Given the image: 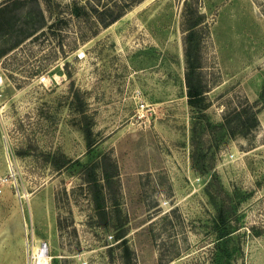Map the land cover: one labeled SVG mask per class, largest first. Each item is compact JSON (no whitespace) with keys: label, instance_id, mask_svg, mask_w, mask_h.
Segmentation results:
<instances>
[{"label":"rangeland","instance_id":"rangeland-1","mask_svg":"<svg viewBox=\"0 0 264 264\" xmlns=\"http://www.w3.org/2000/svg\"><path fill=\"white\" fill-rule=\"evenodd\" d=\"M1 71L0 264H264V0H0Z\"/></svg>","mask_w":264,"mask_h":264},{"label":"trees","instance_id":"trees-1","mask_svg":"<svg viewBox=\"0 0 264 264\" xmlns=\"http://www.w3.org/2000/svg\"><path fill=\"white\" fill-rule=\"evenodd\" d=\"M82 8H75L73 10L74 14L79 16L81 14ZM114 22V21H113ZM202 23V18L200 17L194 23H190L187 26V36L184 39L185 46H186V56L188 58V71L186 74V85H187V96L188 101L191 107H198L204 100L205 91L202 84L196 78V67L191 62V48L193 46V40L196 34V28ZM260 123L258 120V112L255 110V106L247 104L245 109L234 108L225 114L224 118V127L227 131V134L230 137H236V135H245L250 134L252 131L256 130L259 127ZM87 143L88 146H92L91 141V132L88 130L86 132ZM92 177L88 178L87 181L90 184L91 189L93 190V201L95 205L96 211L99 215H103L106 209V198L104 193L101 189V185L99 184V180L97 179L94 171L91 172ZM104 179L109 180L110 176L108 174H104ZM220 219V220H219ZM217 220V225L220 224L221 219L219 217ZM230 230L226 227L221 228L218 232L219 239H224L230 235ZM117 239H123V234H119L116 236ZM124 244L126 242L123 240ZM132 257V251L129 247L124 249V258L127 264H130Z\"/></svg>","mask_w":264,"mask_h":264},{"label":"built area","instance_id":"built-area-1","mask_svg":"<svg viewBox=\"0 0 264 264\" xmlns=\"http://www.w3.org/2000/svg\"><path fill=\"white\" fill-rule=\"evenodd\" d=\"M4 76H3V72H0V86H2L4 84ZM47 76H43L40 78V83L45 84L47 82Z\"/></svg>","mask_w":264,"mask_h":264}]
</instances>
